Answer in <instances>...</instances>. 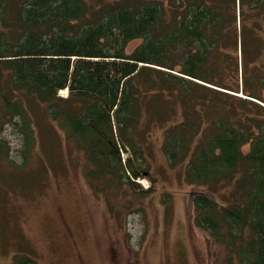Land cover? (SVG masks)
I'll list each match as a JSON object with an SVG mask.
<instances>
[{"label":"trees","instance_id":"obj_1","mask_svg":"<svg viewBox=\"0 0 264 264\" xmlns=\"http://www.w3.org/2000/svg\"><path fill=\"white\" fill-rule=\"evenodd\" d=\"M16 1L0 0V91L6 80L13 85L0 101L20 116L23 162L31 156L33 129L19 90L42 104L50 123L82 153L89 177L108 175L132 187L143 173L153 183L131 131L148 95L174 99L178 120L158 114L169 165L184 164L188 184L235 181L226 205L192 193L191 222L222 245L226 264H264V117L243 112L263 107L222 89L262 99L264 0H181L169 19L162 0L95 8L85 0ZM135 38L141 41L126 52Z\"/></svg>","mask_w":264,"mask_h":264},{"label":"rangeland","instance_id":"obj_2","mask_svg":"<svg viewBox=\"0 0 264 264\" xmlns=\"http://www.w3.org/2000/svg\"><path fill=\"white\" fill-rule=\"evenodd\" d=\"M85 1L95 8L115 0ZM180 1L162 0L165 19L170 18L171 8L180 9ZM6 16H11L9 10ZM140 41H129L125 51ZM12 87L9 80L4 81L0 98ZM222 89L253 99L264 108V87L259 90L263 101L248 97L240 88ZM66 92L59 91L61 95ZM16 94L27 106L33 143L30 158L23 162L28 153L24 135L17 130L20 116H12L1 100L0 264L24 258L33 259L34 264H226L222 245L191 222V194L203 192L226 205L232 201L235 181L188 184L183 178L184 164L169 165L161 149L163 129L158 114L167 111L164 116L178 120L176 100L155 95L144 99V115L131 134L141 141L155 179L150 183L142 173L130 187L108 175L89 177L82 153L55 122L50 123L43 105L33 98L28 102L30 95L23 90ZM234 104L241 106L238 101ZM249 107L243 112L264 117L263 108ZM206 112L213 111L207 108ZM248 149V143L242 146L243 152ZM120 156L124 160L126 153Z\"/></svg>","mask_w":264,"mask_h":264}]
</instances>
